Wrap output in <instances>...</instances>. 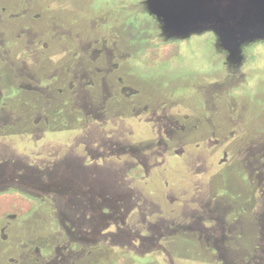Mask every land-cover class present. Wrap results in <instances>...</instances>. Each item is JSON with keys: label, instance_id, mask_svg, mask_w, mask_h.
Masks as SVG:
<instances>
[{"label": "rangeland", "instance_id": "374dc122", "mask_svg": "<svg viewBox=\"0 0 264 264\" xmlns=\"http://www.w3.org/2000/svg\"><path fill=\"white\" fill-rule=\"evenodd\" d=\"M260 39L264 0H0V194L41 201L0 264H264Z\"/></svg>", "mask_w": 264, "mask_h": 264}, {"label": "trees", "instance_id": "16d2710c", "mask_svg": "<svg viewBox=\"0 0 264 264\" xmlns=\"http://www.w3.org/2000/svg\"><path fill=\"white\" fill-rule=\"evenodd\" d=\"M179 52V47H178V42L175 41H171L168 43H162L160 46H155L152 47L149 50V58H148V62L151 63V65L153 64L152 61H154L155 59L161 58L165 59V58H169L173 55L178 54ZM7 191L5 192H1L3 194L0 197V215H4L5 212L3 211V208L7 207V211L6 213H15V214H19V215H25V213H27L28 211H31L34 207L35 204L36 205H40L41 201L38 199H35L31 197V199L34 201V203H30V200L28 201L26 198L21 197V196H16L13 195V193L8 192V194L11 195H7ZM27 195V194H25ZM29 196V195H27ZM20 200V201H18ZM22 202V204H21ZM23 206H25V210L23 211ZM123 264H132V259L130 257L123 259L122 261Z\"/></svg>", "mask_w": 264, "mask_h": 264}, {"label": "clouds", "instance_id": "9594fccd", "mask_svg": "<svg viewBox=\"0 0 264 264\" xmlns=\"http://www.w3.org/2000/svg\"><path fill=\"white\" fill-rule=\"evenodd\" d=\"M241 55L244 58L243 61L247 59V62L243 64L245 71L264 70V39L242 44Z\"/></svg>", "mask_w": 264, "mask_h": 264}, {"label": "flooded vegetation", "instance_id": "af4514ba", "mask_svg": "<svg viewBox=\"0 0 264 264\" xmlns=\"http://www.w3.org/2000/svg\"><path fill=\"white\" fill-rule=\"evenodd\" d=\"M25 193V192H24Z\"/></svg>", "mask_w": 264, "mask_h": 264}]
</instances>
